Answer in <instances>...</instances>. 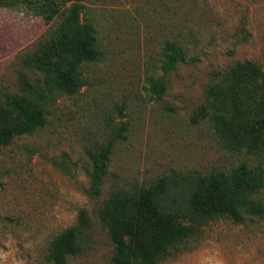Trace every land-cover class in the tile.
<instances>
[{
    "label": "rangeland",
    "instance_id": "374dc122",
    "mask_svg": "<svg viewBox=\"0 0 264 264\" xmlns=\"http://www.w3.org/2000/svg\"><path fill=\"white\" fill-rule=\"evenodd\" d=\"M29 1V0H28ZM32 1V0H30ZM99 60L83 67L85 85L50 107L46 126L0 148V264H49L50 240L75 224L78 210L93 219V237L68 264H107L111 245L95 208L121 188H147L172 172L228 171L264 160L224 150L207 122L191 117L205 100L212 73L237 61L264 69V0H85ZM34 9L0 8L1 93H16V57L54 28ZM183 45L187 61L164 73L165 42ZM163 79L157 98L150 83ZM115 138L109 176L96 203L84 195L86 150ZM264 203V186L256 195ZM161 264H264V216L243 224L222 219L200 245Z\"/></svg>",
    "mask_w": 264,
    "mask_h": 264
},
{
    "label": "trees",
    "instance_id": "16d2710c",
    "mask_svg": "<svg viewBox=\"0 0 264 264\" xmlns=\"http://www.w3.org/2000/svg\"><path fill=\"white\" fill-rule=\"evenodd\" d=\"M85 0H0V8L22 5L40 12L49 28L30 50L16 57V93H1L0 148L33 135L47 124L50 107L85 85L83 67L99 60L96 30L84 16ZM187 61L178 42H165L161 69L166 74ZM204 103L192 123L207 122L220 146L229 152L264 160V69L255 62L237 61L212 73ZM161 98L163 79L150 83ZM86 150L90 161L84 195L96 203L109 176L115 138ZM264 186L261 165L241 162L228 171L181 175L172 172L147 188H116L95 208L111 245L107 264H161L194 251L210 223L227 219L243 224L264 216L256 195ZM92 214L77 212L75 224L53 237L47 249L49 264H68L93 237Z\"/></svg>",
    "mask_w": 264,
    "mask_h": 264
}]
</instances>
